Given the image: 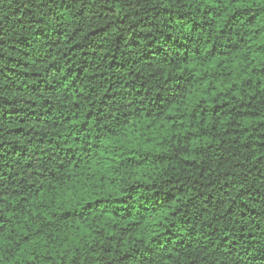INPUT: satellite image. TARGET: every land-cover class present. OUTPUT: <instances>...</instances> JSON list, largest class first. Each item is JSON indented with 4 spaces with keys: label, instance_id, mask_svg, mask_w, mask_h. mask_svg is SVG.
<instances>
[{
    "label": "trees",
    "instance_id": "1",
    "mask_svg": "<svg viewBox=\"0 0 264 264\" xmlns=\"http://www.w3.org/2000/svg\"><path fill=\"white\" fill-rule=\"evenodd\" d=\"M0 264H264V0H0Z\"/></svg>",
    "mask_w": 264,
    "mask_h": 264
}]
</instances>
